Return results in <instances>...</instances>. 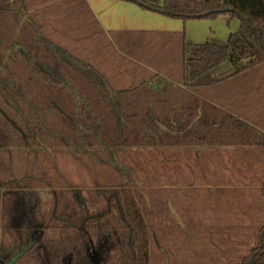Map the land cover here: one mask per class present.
<instances>
[{
    "label": "trees",
    "instance_id": "obj_1",
    "mask_svg": "<svg viewBox=\"0 0 264 264\" xmlns=\"http://www.w3.org/2000/svg\"><path fill=\"white\" fill-rule=\"evenodd\" d=\"M118 1L171 20L227 15L240 25L224 45L190 44L184 32H106L85 0H0V264H149L150 232L173 247L186 239L175 203L155 211V192L145 215L115 173L93 197L56 190L58 150L229 148L244 158L233 165L237 192L264 178V0ZM48 186L43 203L37 189ZM259 192L264 204V180ZM232 216V243L248 246L239 264H264L263 216ZM157 217L167 220L151 223Z\"/></svg>",
    "mask_w": 264,
    "mask_h": 264
},
{
    "label": "rangeland",
    "instance_id": "obj_2",
    "mask_svg": "<svg viewBox=\"0 0 264 264\" xmlns=\"http://www.w3.org/2000/svg\"><path fill=\"white\" fill-rule=\"evenodd\" d=\"M239 25L237 18L227 15H219L210 21H191L188 24L187 42L224 45ZM225 67L227 65L221 70ZM236 151L229 148L108 149L101 154L95 152L73 158L71 151L58 150L51 154L49 169L50 172L65 176L67 185L88 192L102 189L104 177L112 176L113 173L121 174L131 182L133 196L145 215L152 208L148 206V201L152 202L155 192L162 199V206L154 204L155 211L157 207H162V212L167 214L168 208L164 206L166 200H171L172 205L175 203L173 208H169L187 237L183 238L182 245L173 247L172 242L156 241L150 232L151 241H154L149 264H239L238 255L247 253L248 246L233 244L239 241L237 238L233 241V233L229 235L225 226L228 220L233 221L232 215L236 209L258 216L261 213L264 218V204L259 196L264 178L259 176L257 181L237 185L243 188L237 192L234 188L233 165L239 164L244 158ZM39 195L41 200H49L45 190H40ZM175 206L177 210H173ZM191 222L196 223L194 229L192 225L187 227ZM168 226L166 231L169 239H180L179 230ZM201 251L205 253L204 260L199 258Z\"/></svg>",
    "mask_w": 264,
    "mask_h": 264
},
{
    "label": "crops",
    "instance_id": "obj_3",
    "mask_svg": "<svg viewBox=\"0 0 264 264\" xmlns=\"http://www.w3.org/2000/svg\"><path fill=\"white\" fill-rule=\"evenodd\" d=\"M106 32L154 31L167 33L184 32L188 40V24L145 11L132 3L118 0H85Z\"/></svg>",
    "mask_w": 264,
    "mask_h": 264
},
{
    "label": "flooded vegetation",
    "instance_id": "obj_4",
    "mask_svg": "<svg viewBox=\"0 0 264 264\" xmlns=\"http://www.w3.org/2000/svg\"><path fill=\"white\" fill-rule=\"evenodd\" d=\"M116 175H118V176H120L121 178H123L126 182L129 183V185H130V187H131V182L127 181V180L125 179V177H123L121 174H116ZM66 180H67V179H66V177L64 176V181H63V183L60 184L59 186H57L55 189L58 190V191H60V192H66V191H68V190L77 189V188H74V187L71 186V185H67V184H66ZM102 187H103V185H102ZM9 188H10V187H9ZM78 188L82 191V193H83L86 197H93L94 194L96 195V192H97V191H100V190H101V188H98V190L93 189L92 191L88 192L86 189H82V188H80V187H78ZM18 189H20V188H18ZM40 190H45V192L49 195V200H48V201H47V200H45V201L41 200L40 195H39V191H40ZM51 190H52V189H51L50 186H48V187H42V188H38V189H37L38 197H39V199H40L41 202H43V203H51L52 198H53V194H52V191H51ZM2 191H3V190H2ZM2 191L0 190L1 193H2ZM0 195H1V194H0ZM146 204H147V202H146ZM148 206L151 208L150 205H148ZM143 212H144V211H143ZM144 213H145V212H144ZM174 218H175L176 221H177V218H176V217H174ZM148 219H149V218H147V219H145V220L148 221ZM166 220H167V219H166L165 217H157V218H155L154 220H152L151 223H165ZM177 222H178V221H177ZM151 235H152V233H151ZM153 236H155L154 233H153ZM91 255L93 256V255H94V252H92ZM91 260H92L93 264H96V262H95L94 259H91ZM149 263H150V262H149Z\"/></svg>",
    "mask_w": 264,
    "mask_h": 264
}]
</instances>
